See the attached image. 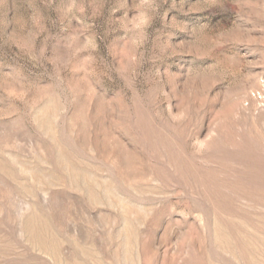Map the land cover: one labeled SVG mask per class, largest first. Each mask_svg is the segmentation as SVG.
Returning <instances> with one entry per match:
<instances>
[{
    "label": "rangeland",
    "instance_id": "1",
    "mask_svg": "<svg viewBox=\"0 0 264 264\" xmlns=\"http://www.w3.org/2000/svg\"><path fill=\"white\" fill-rule=\"evenodd\" d=\"M0 264H264V0H0Z\"/></svg>",
    "mask_w": 264,
    "mask_h": 264
}]
</instances>
